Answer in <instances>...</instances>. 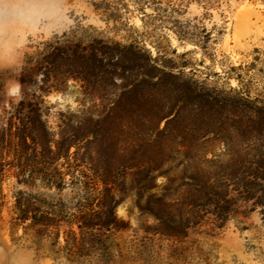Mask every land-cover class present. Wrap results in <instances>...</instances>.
<instances>
[{
  "label": "rangeland",
  "instance_id": "rangeland-1",
  "mask_svg": "<svg viewBox=\"0 0 264 264\" xmlns=\"http://www.w3.org/2000/svg\"><path fill=\"white\" fill-rule=\"evenodd\" d=\"M139 3L62 0L54 24L0 35V112L20 100L24 61L63 35L135 45L159 69L187 64L176 70L182 74L176 82L159 78L116 84V94L123 86H133L139 112L156 116L146 124L152 146L130 156L157 162L155 195L198 214L185 240L146 238L153 240L154 252L163 259L160 264H264V3L219 0V7L208 12L197 0ZM170 5L179 6L181 16L170 13ZM175 23L188 29L174 30ZM78 88L70 81L63 93L45 98L50 126L58 124L60 113L81 110ZM2 190L6 206L0 259L14 264L23 255L31 264H57L36 256L27 244L11 241L9 213L19 192L63 201L70 193L29 190L13 178ZM133 202L134 197L118 207L117 217L138 229L139 211ZM152 224L148 219L146 225ZM144 236L141 230L136 237Z\"/></svg>",
  "mask_w": 264,
  "mask_h": 264
},
{
  "label": "trees",
  "instance_id": "trees-1",
  "mask_svg": "<svg viewBox=\"0 0 264 264\" xmlns=\"http://www.w3.org/2000/svg\"><path fill=\"white\" fill-rule=\"evenodd\" d=\"M139 1L133 3L139 6ZM197 2L206 12L219 7V0ZM175 7L170 5V13L181 16ZM173 28L188 29L176 23ZM174 67L159 69L135 45L90 35H63L24 61L20 100L0 112V224L6 206L2 185L10 178L29 190L58 196L68 191L71 197L48 200L19 192L8 221L13 243L27 244L36 256L57 264H160L163 259L147 235L165 241L187 238L197 212L155 195L157 162L130 156L152 146L146 124L156 116L139 112L133 86L116 94L117 82H176L182 74ZM70 81L79 87L81 110L60 113L52 127L45 98L63 93ZM133 197L138 229L117 217V208ZM141 230L145 236L138 239Z\"/></svg>",
  "mask_w": 264,
  "mask_h": 264
},
{
  "label": "clouds",
  "instance_id": "clouds-1",
  "mask_svg": "<svg viewBox=\"0 0 264 264\" xmlns=\"http://www.w3.org/2000/svg\"><path fill=\"white\" fill-rule=\"evenodd\" d=\"M61 4L62 0H0V35L21 27L54 24ZM14 264H31V260L21 255Z\"/></svg>",
  "mask_w": 264,
  "mask_h": 264
}]
</instances>
